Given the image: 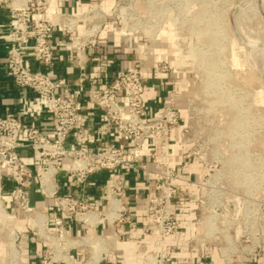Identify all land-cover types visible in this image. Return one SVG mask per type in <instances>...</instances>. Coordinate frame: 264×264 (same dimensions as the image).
I'll return each mask as SVG.
<instances>
[{
    "label": "rangeland",
    "instance_id": "obj_1",
    "mask_svg": "<svg viewBox=\"0 0 264 264\" xmlns=\"http://www.w3.org/2000/svg\"><path fill=\"white\" fill-rule=\"evenodd\" d=\"M87 3L133 40L142 70L164 74L159 116L168 122L150 160L155 184L162 170L161 181L175 190L176 231L183 214L194 212L186 240L200 235L201 253L211 247L225 264L263 254L264 0ZM161 193L154 185L148 200ZM183 200L191 203L186 210Z\"/></svg>",
    "mask_w": 264,
    "mask_h": 264
},
{
    "label": "built area",
    "instance_id": "obj_2",
    "mask_svg": "<svg viewBox=\"0 0 264 264\" xmlns=\"http://www.w3.org/2000/svg\"><path fill=\"white\" fill-rule=\"evenodd\" d=\"M53 1L0 0V5L9 8L13 19L6 52L8 72L18 87L35 93L37 103L47 109L52 121L51 130L47 131L21 116L0 114V204L6 207L2 199V180L6 177L12 185L13 207L30 220L33 234L44 244L40 264H89L74 261L71 252L83 249L86 257H91V252L85 250L91 234L72 232L64 217L71 216L90 226L128 222L132 213L130 197L123 180L116 177L107 188L106 208L99 209L83 198L60 193L58 175L65 169L71 179L81 184L99 171H138V161L143 153L154 156L152 149L143 152L145 141L151 138L155 143L157 137L161 139L168 118L165 114L155 117L146 115L147 84L142 77L140 61L135 60L127 70L104 83L89 74L88 65L97 51L100 29L105 26V12L101 8H91L52 17L47 11ZM80 25L84 26V30L78 34ZM56 31L69 37V52L78 70L73 82L64 77L54 78L47 71L54 59L53 37ZM26 49H29L32 59ZM86 85L89 86V102L100 110L104 122L130 138V145L107 140L99 145L89 143V134L83 126L82 103L72 88ZM30 110L28 107L27 111ZM101 133L106 134L107 131ZM70 134H74V145L68 144ZM24 149L30 151L33 167L25 160ZM156 174L159 179L155 188L162 191V195L160 199L156 195L151 197L147 209L158 239L154 248L145 254L143 264H213L211 247L210 251L200 252V235L186 240V247L195 253V258L171 259L167 242L177 233L175 220L178 216L174 212L172 197L175 190L161 181L164 171H157ZM35 181L44 196L55 198L57 209L61 212L54 217L53 226L39 216L38 207L31 203V188Z\"/></svg>",
    "mask_w": 264,
    "mask_h": 264
},
{
    "label": "crops",
    "instance_id": "obj_3",
    "mask_svg": "<svg viewBox=\"0 0 264 264\" xmlns=\"http://www.w3.org/2000/svg\"><path fill=\"white\" fill-rule=\"evenodd\" d=\"M87 0H54L47 14L57 17L65 12H81L88 8ZM13 19L9 8L0 5V114H14L25 118L44 130L50 131L52 127L51 116L46 108L36 101L35 93L27 88L18 87L10 76L6 64L7 46L11 39ZM99 35L97 51L92 55L88 65L89 74L96 76L102 83L127 70L137 59V50L134 49L133 40L122 36L113 23L104 26ZM84 26L80 25L77 33L81 34ZM68 35L56 31L53 37L54 59L49 68V74L54 77H64L73 82L78 74L69 52ZM32 59L29 49L25 50ZM37 66L36 64H33ZM163 73L157 72L151 66L142 70V77L147 84L145 90L146 115L159 116L165 105L161 100ZM158 82V84H156ZM73 92L82 103L83 126L89 134V143L99 145L103 140L114 144L128 146L131 144L129 137L117 132L111 125L104 122L100 110L89 102L87 95L89 86L83 88L73 86ZM31 110L28 112L27 108ZM106 130L107 133H101ZM74 134H70L68 144L74 145ZM155 147L154 141L149 138L144 143V151ZM25 160L34 166L28 149L22 150ZM141 172L127 173L118 170L114 173L99 171L91 174L84 183H76L64 169L59 175V192L69 193L83 198L104 209L108 202V186L116 177L123 180L125 189L130 197L132 208L131 220L112 225L97 224L86 225L83 221H76L71 216H65L64 221L74 233L91 234L87 240L85 250L92 256L86 257L83 249L73 250L71 256L74 261L89 264H143L145 254L151 250L156 232L152 230L147 209V200L152 194L156 176L153 173L155 165L149 156H141ZM12 185L8 178L2 180V196L6 207L0 204V264H40L45 247L29 227L30 220L21 216L11 203ZM31 203L38 207L39 216H42L49 226H53V219L61 212L57 209L54 197L44 196L37 182L31 188ZM184 203V200H183ZM191 205L189 202L183 204ZM195 214L184 213L180 221V228L174 239L169 241L172 258H195V253H190L186 247V239L195 230ZM191 225V232L187 230ZM212 251V250H211ZM213 253V264H225L216 259ZM243 260L237 264H264V253L251 257H240ZM63 264V263H60Z\"/></svg>",
    "mask_w": 264,
    "mask_h": 264
}]
</instances>
